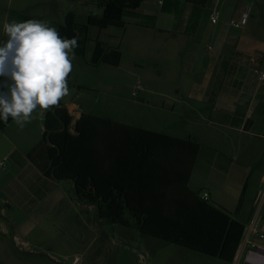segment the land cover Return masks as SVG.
Segmentation results:
<instances>
[{
  "label": "rangeland",
  "instance_id": "rangeland-1",
  "mask_svg": "<svg viewBox=\"0 0 264 264\" xmlns=\"http://www.w3.org/2000/svg\"><path fill=\"white\" fill-rule=\"evenodd\" d=\"M223 1L209 0L206 6L192 7L197 18L190 15L193 11L186 3L159 14L162 29L183 27V31L198 33L193 35L140 29L136 23L141 17L126 16L128 31L122 39L121 65L88 67L74 57L69 96H78L77 102L87 113L173 136L193 135L204 149L213 143L223 144L225 129L214 122L221 121L224 87H208L207 79L211 75L217 80L232 78L229 71L236 70L238 61L236 53L218 50L215 41L202 38V33L236 34L261 27L264 31V0H228L220 10ZM39 2L58 9L57 21L69 10L77 13L79 22H86L87 15L101 13L98 0L87 6L74 0H0V43L5 15L20 8L39 9ZM214 4L220 13L216 24L204 16ZM247 7L250 16L246 24L240 29L231 26ZM160 8L159 0L144 5L149 12ZM175 16L182 21L192 16L197 24L178 23ZM261 161L260 156L258 163ZM4 163L0 164V264H74L77 256L79 264H241L166 242L134 227L100 220L95 207L77 199L71 180L37 174L27 162ZM259 185L257 179L252 181L245 211L253 204ZM260 195L263 198L264 188ZM233 215L246 223L245 216Z\"/></svg>",
  "mask_w": 264,
  "mask_h": 264
},
{
  "label": "trees",
  "instance_id": "trees-1",
  "mask_svg": "<svg viewBox=\"0 0 264 264\" xmlns=\"http://www.w3.org/2000/svg\"><path fill=\"white\" fill-rule=\"evenodd\" d=\"M144 1L98 0L101 14H90L86 22H78L77 15L69 12L57 30L61 37L76 38L74 57L85 58L91 27L122 28L126 16H139ZM187 1L197 6L209 3ZM121 60L120 49L97 42L88 62L117 67ZM72 121L62 101L46 112L40 144L46 158L45 166H40L44 176L71 180L77 199L94 206L100 220L235 261L247 228L226 210L205 200L203 193L190 188L200 149L195 138H180L87 113L76 121L72 132Z\"/></svg>",
  "mask_w": 264,
  "mask_h": 264
},
{
  "label": "crops",
  "instance_id": "crops-1",
  "mask_svg": "<svg viewBox=\"0 0 264 264\" xmlns=\"http://www.w3.org/2000/svg\"><path fill=\"white\" fill-rule=\"evenodd\" d=\"M74 1L78 2L80 6H87L92 2V0ZM148 1L149 0H146L142 3L141 9L138 12L141 19H139L136 25L140 29L158 31L159 33L174 32L176 36L198 34L196 32L183 31V27L180 29L179 27H174L175 29H162L163 27H159L158 25L160 21L159 14L162 13V10L172 9L184 3L188 5L187 7L191 12L193 11L190 15H194L197 18V14H194L196 9L192 8L197 5L189 3L187 0H169V7L165 8L167 0H164V2L159 0L161 4L160 11L149 12L144 9V5ZM227 1L228 0H225L219 4L222 6L218 8L222 10V7L224 8L227 6ZM38 5L39 9L33 11L20 8L12 11L9 15H5L1 23L2 31L0 44L7 40V36L3 29L5 22H10L12 20L21 22L28 19H36L47 21L50 26L57 29L60 24L64 23L69 12H74L77 15L74 10H69L63 12L61 15L62 21H57L55 19V14L58 9H56L55 6L53 8L52 5L48 3L44 4L43 2L42 4L39 2ZM248 9V7L247 9L244 8V10L240 12V19L238 21L242 19L244 13L247 12ZM214 10H217L215 4L213 8L208 11V14L204 15L208 22H210L209 16ZM100 11L102 13L101 9ZM143 16L145 19L142 18ZM88 17L89 15L85 17L86 21ZM191 17L192 16H189L184 19V21H182L180 16H175V19L178 20V23L197 24L196 20L192 21L193 19ZM77 21L79 22L78 15ZM124 21L125 26L122 28L108 27L102 29L94 26L90 28V41L88 43L86 57H76L82 59V65L91 66L88 61L92 58L97 42L104 43L106 48L120 49L122 52V63L124 58L122 39L123 35L128 31L125 18ZM131 24L133 23L131 22ZM202 36V38L206 37L215 41L218 50L221 51L226 49L232 53H236L238 64L236 65V70L229 71L232 78L229 77L217 80L219 78H215L211 75L207 79L208 87H224L222 93L224 102L222 108L223 114L219 116L221 121H217V123L214 122V124L225 129L222 137L223 144L213 143L212 145H208L206 149L202 148V145H200L199 153L190 177L189 186L195 192H207L210 201L226 210L233 217L234 213L238 217L245 216L246 223L234 217L247 228L235 260H238L241 264H247L246 258L249 249L247 242L255 237L253 229L258 232L264 230V196L262 198V195H260L262 188H264V80H260L258 74V71L264 72V31L262 27L259 30L252 31L249 29V31L244 30L236 34L211 31L202 33ZM208 49L212 48L209 46ZM255 63L259 64L258 67L257 65H253ZM73 65L74 69L69 74L68 81L75 70L76 60L74 59ZM101 65L108 64L100 63L98 66ZM119 66H117V68ZM214 68L215 67H213V69ZM4 82L8 84L11 83L9 79L0 76V93L8 91ZM76 82L80 84L82 81L77 78ZM192 84L190 86H194ZM71 90L72 88H70V91ZM73 98L74 97L71 98L68 96L61 100L63 105L73 116L72 125L70 127L72 132H74L76 121L83 113H87L82 105L77 102L76 99H78V96L76 99ZM172 107L174 108V106ZM46 112L43 119H33L32 122L26 124L22 130L11 118H9L7 123L0 120V164L1 162H7L9 160L14 163L27 162L34 168L35 173L43 174L40 166H45L46 158L40 148V144L45 132L44 120ZM188 137L195 138L198 141L196 136L191 135ZM210 140H212V138H210ZM251 142L255 145H252ZM31 153L33 156H31ZM260 156L262 161L258 163ZM256 179L260 185L257 196L254 198L255 203L253 202L251 207L245 211L244 207L247 203V195L250 191L252 181ZM244 193V201L241 208H239L240 199ZM92 207L94 208V206Z\"/></svg>",
  "mask_w": 264,
  "mask_h": 264
},
{
  "label": "clouds",
  "instance_id": "clouds-1",
  "mask_svg": "<svg viewBox=\"0 0 264 264\" xmlns=\"http://www.w3.org/2000/svg\"><path fill=\"white\" fill-rule=\"evenodd\" d=\"M3 29L7 40L0 44V76L11 83L0 93V120L11 118L22 130L71 94L68 78L78 42L36 19L5 22Z\"/></svg>",
  "mask_w": 264,
  "mask_h": 264
},
{
  "label": "built area",
  "instance_id": "built-area-1",
  "mask_svg": "<svg viewBox=\"0 0 264 264\" xmlns=\"http://www.w3.org/2000/svg\"><path fill=\"white\" fill-rule=\"evenodd\" d=\"M249 10L244 13L242 19L238 22L232 21L230 23L231 26L235 28H240L241 26L245 25L248 17H249ZM220 19V13L218 11H213L210 14L209 20L216 24ZM259 78L260 80H264V72H259ZM1 165H5L4 162H1ZM203 197L205 200H209V194L207 192L203 193ZM253 233L255 234V237L250 239L248 244V256L246 258L247 264H264V230L261 232H258L257 230L253 229Z\"/></svg>",
  "mask_w": 264,
  "mask_h": 264
}]
</instances>
